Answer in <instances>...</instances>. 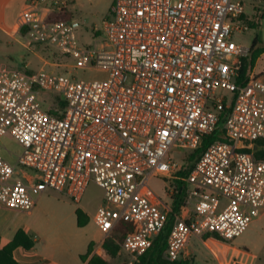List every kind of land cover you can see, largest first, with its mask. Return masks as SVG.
Listing matches in <instances>:
<instances>
[{
  "label": "built area",
  "instance_id": "built-area-1",
  "mask_svg": "<svg viewBox=\"0 0 264 264\" xmlns=\"http://www.w3.org/2000/svg\"><path fill=\"white\" fill-rule=\"evenodd\" d=\"M68 5L25 0L17 16L26 49L50 46L73 62L56 74L0 67V137L21 146L17 164L32 172L24 183L0 156V208L29 213L48 189L79 203L93 183L102 190L94 224L107 239L127 223L123 264H137L172 212L173 188L166 201L149 181L180 180L166 261L180 262L193 236H241L264 209V158L254 156L264 140V72L241 73L250 54L236 41L250 29L243 0H113L90 45L78 43L72 20L49 19ZM76 69L106 77L78 79ZM40 93L60 97L59 114L42 109ZM228 107L227 142L213 141L186 176L175 175L174 155L199 149Z\"/></svg>",
  "mask_w": 264,
  "mask_h": 264
},
{
  "label": "crops",
  "instance_id": "crops-1",
  "mask_svg": "<svg viewBox=\"0 0 264 264\" xmlns=\"http://www.w3.org/2000/svg\"><path fill=\"white\" fill-rule=\"evenodd\" d=\"M112 1H109L106 15ZM259 1L264 2V0ZM24 3L25 0H0V15H2V22H6V26L1 27L5 37L18 42L26 49L22 41L18 39L20 34L16 27V19ZM13 6L19 8V11L15 19H8L7 12ZM257 9L262 10L264 15V7ZM254 16L248 19L254 20ZM262 21L264 17L260 21V28L256 30H261ZM32 48L35 49V47ZM32 48L27 49L30 54ZM255 68L256 63L252 70L258 74ZM16 144L20 147V151L14 157L5 152L2 155V150L0 152V156L12 165L17 164V158L21 152V146L17 142ZM53 193L44 190L38 194L35 207L29 213L0 208V248L10 243L18 231H22L33 241V246L29 249L18 246L12 250V258L17 264H123L126 254L121 250L119 241L112 238L114 245L118 246L114 255L104 251V235L93 222L97 209L94 212H86L80 205L81 199L79 203L73 204L65 215H62L44 204L51 199L62 201L58 196L52 195ZM252 222L258 224L260 228L258 239L264 241V209L252 219L250 224ZM235 240L224 242L213 235L193 236L186 245L180 263L248 264L249 251L234 245Z\"/></svg>",
  "mask_w": 264,
  "mask_h": 264
},
{
  "label": "rangeland",
  "instance_id": "rangeland-1",
  "mask_svg": "<svg viewBox=\"0 0 264 264\" xmlns=\"http://www.w3.org/2000/svg\"><path fill=\"white\" fill-rule=\"evenodd\" d=\"M66 1L69 2L68 10L72 23L75 24V34L78 43L81 45L92 44L95 39L94 36L98 37L100 35L101 24L106 17V9L110 0ZM243 2L245 5V14L249 18L254 16L257 8L264 7V2L259 0H243ZM18 11L19 8L17 7H10L7 12L8 19H15ZM2 26L5 27L6 22H2V15H0V67L14 68L24 72H39L42 70L45 74L62 73L71 69L73 61L61 55L50 46H36L34 50L31 47L32 53L30 54L18 42L5 37L2 33ZM261 27V30L249 29L245 33L237 35V43L250 45L254 37L257 36V47L264 50V21H262ZM18 39L23 41L20 37ZM255 71L259 73L264 72V54L257 60ZM70 75L82 80H100L106 77V73L98 69L71 70ZM38 102L42 109L53 112H58L61 107V102L59 103L53 94L40 93ZM1 150L2 155L5 152L14 157L20 151V147L12 137L3 135L0 138V152ZM181 154L180 152L174 155L177 159L178 166L181 162L178 160L181 158ZM182 163L185 165L188 164L185 160H182ZM14 172L15 177H19L24 183H28L26 177L32 175L29 169H25L18 164H15ZM170 184L171 181L169 180L153 178L149 181V188L156 196L167 201ZM47 191L53 193L50 189ZM52 195L58 196L62 201L51 199L44 204L54 208L60 214L62 213V215H65L72 208V205L75 204L66 197L59 196L55 193ZM101 200L102 190L95 184L90 183L84 192L80 205L86 212H94L99 203H101ZM259 230L258 224L252 222L246 231L241 236L235 238L236 240L233 242L239 248H244L249 251L248 264H264V241L258 239Z\"/></svg>",
  "mask_w": 264,
  "mask_h": 264
},
{
  "label": "trees",
  "instance_id": "trees-1",
  "mask_svg": "<svg viewBox=\"0 0 264 264\" xmlns=\"http://www.w3.org/2000/svg\"><path fill=\"white\" fill-rule=\"evenodd\" d=\"M256 13L254 16V20H249L248 17L244 16V20L249 26L250 29H259L260 28V21L262 20V10L256 9ZM50 20H58V19H67L71 20V15L69 13V10L65 11L64 13H52L49 16ZM257 40L258 37H254L250 44V54L248 58L244 59L242 64V75H245L247 71H251L260 55L264 53V50L257 47ZM42 46V45H37ZM36 47V46H34ZM27 73H34L29 72ZM56 97V96H55ZM58 102L60 104V110L58 112H53L49 110L51 113L59 114L61 109L63 108V102L59 100L58 97H56ZM229 110L228 108H224V111L220 114L217 127L215 131L204 138L201 146L199 149L195 151H191L188 153H185L181 155V158L179 160V166L178 169L175 171V175H179L181 177H184L188 174L189 170L193 166L195 160L197 159L198 155L213 141L219 140L223 142H227L224 132L222 130V123H223V117ZM255 145L258 146V150L254 152V156L257 158H264V140H256L254 142ZM242 151L248 152L249 149L245 148ZM182 160H185V162H188V164L182 163ZM170 186L173 188L172 193L170 195L171 200V207L172 212L169 213L167 216V219L163 225V228L158 233L156 238L153 240L151 247L139 258V261L137 264H182L180 262H168L163 258V253L166 248V238L169 232V229L171 227L172 221H173V213H175L180 206V203L184 197L185 194V183L180 180H173L171 181ZM131 231V227L123 222L119 221L116 227L114 228L113 232L111 233L110 237L104 240L103 248L104 251H106L108 254L114 255V252L118 250V246L114 245L112 238L116 239L121 243L123 237L125 234ZM214 236V235H213ZM18 246L23 247L24 249H29L33 246V241L30 240L22 231H18L16 235L14 236L13 240L8 243L7 245L0 248V264H17L13 258H12V250Z\"/></svg>",
  "mask_w": 264,
  "mask_h": 264
},
{
  "label": "water",
  "instance_id": "water-1",
  "mask_svg": "<svg viewBox=\"0 0 264 264\" xmlns=\"http://www.w3.org/2000/svg\"><path fill=\"white\" fill-rule=\"evenodd\" d=\"M240 146V145H239ZM256 147L258 148V146L256 145ZM255 151L257 150L256 148L254 149Z\"/></svg>",
  "mask_w": 264,
  "mask_h": 264
}]
</instances>
